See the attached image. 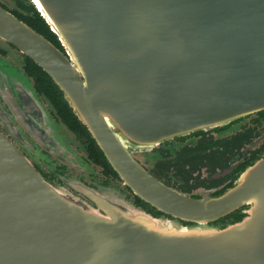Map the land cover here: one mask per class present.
I'll return each mask as SVG.
<instances>
[{
	"label": "water",
	"instance_id": "1",
	"mask_svg": "<svg viewBox=\"0 0 264 264\" xmlns=\"http://www.w3.org/2000/svg\"><path fill=\"white\" fill-rule=\"evenodd\" d=\"M36 1L64 51L1 8L0 38L51 78L127 186L192 223L108 188H88L91 203L55 186L0 131V264H264V153L223 196L194 202L151 195L129 152L264 110V0ZM0 96L19 145L24 129L80 159L1 60ZM244 206L240 220L208 223Z\"/></svg>",
	"mask_w": 264,
	"mask_h": 264
},
{
	"label": "flooded vegetation",
	"instance_id": "2",
	"mask_svg": "<svg viewBox=\"0 0 264 264\" xmlns=\"http://www.w3.org/2000/svg\"><path fill=\"white\" fill-rule=\"evenodd\" d=\"M34 2L0 0V8L36 31L41 15ZM0 60L24 73L65 147L80 156L79 159L69 153L63 155L51 146L40 147L24 129L21 130L24 146L19 145L0 123V131L6 139L21 151L44 180L89 202L91 194L87 192L88 188L115 190L154 218L178 221L183 225L192 223L159 210L127 186L108 163L87 128L74 115L63 94L42 86L39 74L34 69L28 70L32 60L1 38ZM31 98L34 101L35 97ZM0 107L5 111V117H13L1 96ZM12 125L18 126V121L14 120ZM129 152L139 168L152 179L153 185H149L151 195L162 200H169L171 194L185 201L214 200L232 189L243 173L264 153V110L222 126L194 130L162 140L150 148H136ZM134 176L144 183V178L137 171ZM246 209V206L238 208L208 223L221 225L240 220L243 218L241 213Z\"/></svg>",
	"mask_w": 264,
	"mask_h": 264
},
{
	"label": "trees",
	"instance_id": "3",
	"mask_svg": "<svg viewBox=\"0 0 264 264\" xmlns=\"http://www.w3.org/2000/svg\"><path fill=\"white\" fill-rule=\"evenodd\" d=\"M36 31L41 34L42 36H44L48 41H50L53 45H55L57 48L61 49L63 51V47L61 45V43L59 42L57 36L50 30L48 24L45 22V20L39 16V27L36 29ZM34 69L33 71L37 72L39 74V78L42 81L41 85L44 87H48L50 89H52V91H54L55 93L61 95L60 90L58 89V87L53 83V81L51 80V78L44 73L41 68H39L35 63H33L32 61H30V65H29V72ZM63 103L65 105L66 102H64V100H62Z\"/></svg>",
	"mask_w": 264,
	"mask_h": 264
},
{
	"label": "bare ground",
	"instance_id": "4",
	"mask_svg": "<svg viewBox=\"0 0 264 264\" xmlns=\"http://www.w3.org/2000/svg\"><path fill=\"white\" fill-rule=\"evenodd\" d=\"M34 1L37 3V1H36V0H34ZM35 2H34V3H35Z\"/></svg>",
	"mask_w": 264,
	"mask_h": 264
}]
</instances>
